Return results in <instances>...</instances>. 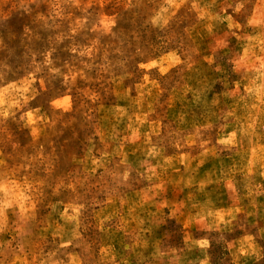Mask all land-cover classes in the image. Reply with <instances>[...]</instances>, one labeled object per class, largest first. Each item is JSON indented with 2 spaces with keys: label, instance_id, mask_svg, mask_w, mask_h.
<instances>
[{
  "label": "clouds",
  "instance_id": "obj_1",
  "mask_svg": "<svg viewBox=\"0 0 264 264\" xmlns=\"http://www.w3.org/2000/svg\"><path fill=\"white\" fill-rule=\"evenodd\" d=\"M17 7L24 9L32 25H24L19 34L5 31ZM125 10L141 11L142 27L162 37L160 53L171 51L177 59L169 71L161 66L160 54L137 49L145 63L135 68L139 86L130 87L138 95L127 90L117 93L127 103L108 109L114 122L104 126L95 119L100 94L77 89L74 75L91 79L88 72L96 66L99 42L117 35ZM105 12L112 13L107 29L99 23ZM40 32L49 33V46L33 49ZM81 33L86 42L68 49L74 54L72 61L57 63V45ZM119 67L124 69L123 61ZM145 68L150 69L147 81ZM111 70L105 55L101 71ZM123 75L134 73L125 69ZM57 77L60 85L53 88ZM233 83L236 87H231ZM169 91L184 103L171 119L153 120L154 105L167 104L160 101ZM78 117L92 125L90 143L99 137V159L94 160L89 150L93 167L83 179L56 176L49 183L48 177L55 173L54 152L50 144L47 151L44 146L48 135ZM13 126L27 133L23 142ZM132 129L137 131L130 136ZM253 137L264 140V0H20L18 4L0 0V234L11 236L0 239V264H23V257L33 252L30 264H126L113 257L107 242L98 252L91 243L79 253L67 247L81 234L75 221L85 203L79 202L78 194L73 199L76 213L71 218L61 214L66 224L74 226L69 232L55 231L61 242L45 257L41 258L34 237L26 234V223L36 221V207L45 193L54 197L64 189L75 192L74 185H83L96 167H103L117 185L147 182L137 193L138 211L127 213L118 226L134 233L135 243L129 242L126 251L137 255V264H264V227H257L255 236L248 233L237 223L234 205L231 212L218 215L220 202L214 193L227 187L231 194L238 173L246 181L244 198L264 193V187L252 183L257 174L264 177V148L254 161L259 168L221 164L203 175L198 171L209 159L245 152V141L251 143ZM129 143L144 157L135 167L123 152ZM36 168L42 173L39 177L34 175ZM49 207L56 209L55 204ZM152 207L155 211H148ZM166 221L174 228L157 242L151 233Z\"/></svg>",
  "mask_w": 264,
  "mask_h": 264
},
{
  "label": "rangeland",
  "instance_id": "obj_2",
  "mask_svg": "<svg viewBox=\"0 0 264 264\" xmlns=\"http://www.w3.org/2000/svg\"><path fill=\"white\" fill-rule=\"evenodd\" d=\"M17 4L20 0H14ZM147 6V5H146ZM5 12L8 11L6 7ZM91 11V9H90ZM78 21L79 11L73 13ZM112 13L105 12L101 17L99 23L104 29L111 26ZM70 22V21H69ZM65 26H67V23ZM30 23V17L24 12L22 7L13 9L9 15V18L5 24V31H14L17 34L23 31L24 25ZM118 30L115 37H105L99 42V50L97 58L93 61L96 65L89 72L90 80H84L74 75L76 80V88L84 89L85 91L98 92L100 94V101L96 107L100 109L96 113L95 119L102 123L104 126H108L111 117L108 115L107 110L115 107H123L127 103L126 98L122 95L117 96V93H123L127 90L129 95H138L131 85L135 84L139 86L137 77L139 73L135 72V68L138 64L145 63L137 56V49L140 51H147L152 54H160L161 60H164L162 67H168L171 71L173 62L177 59L171 51L167 53H160L162 47L160 41L162 37L159 33L153 32L145 27H142V12L139 10L128 11L125 10L121 13L120 20L118 21ZM49 33L40 32V39L33 41V49L43 50L49 46ZM86 42L85 35L83 33L78 34L72 40H65L60 45H57L55 55L57 63H65L72 61L73 55L68 51L73 43L83 44ZM202 43H206L203 41ZM231 43L235 44V38H231ZM238 47V45H236ZM155 50V51H154ZM19 54V50H18ZM107 55L108 60L111 62V72L101 71V65L103 64L104 56ZM183 59V57H180ZM124 62V69L119 67V62ZM152 63L157 61L153 59ZM127 70L134 75L124 76V70ZM148 71L150 69H144V79H149ZM98 77H101L98 79ZM173 74V80L175 79ZM238 79V77H233ZM60 85V78L57 77L52 82L53 88ZM231 87H236L235 83ZM246 87V85L244 86ZM63 102V98H61ZM167 100L168 103L163 107L154 105L156 108L155 113L152 115V119L156 120L161 117L171 119L175 112L182 106L183 101L177 99L169 91L160 101ZM195 111V109H194ZM140 116V113L136 114ZM105 117H108L105 119ZM67 119V118H66ZM164 119H160V123L163 124ZM125 125V121L121 120V127ZM136 129H132L129 135L131 136ZM13 132L16 138L23 142L27 138L26 132H21L13 126ZM92 125L82 118H77L71 123H67L66 126L59 127L57 131L49 133L48 141L45 143V149L48 150L49 144L51 150L54 152V173L55 176H49L48 181H51L56 177L66 178H80L83 179L88 169L93 167V160L88 159L89 150L94 160H98L99 156L97 149L102 147L99 137H96L89 142L88 137L91 135ZM95 145V147L93 146ZM111 145L109 149H111ZM246 151L242 153L224 154L219 159H209L198 170L201 175L207 172L210 168H217L221 164H231L236 167H243L245 164L252 167L259 168L258 164L254 161L259 156V149L264 148V140H258L253 137L251 143L245 141ZM124 155L127 157L130 166H137L140 161L144 160L143 155L135 148L134 144L123 145ZM81 160H86V164L79 163ZM114 161L109 162L108 167L111 168ZM154 164V161H153ZM34 175L41 176L40 168H36ZM246 183L241 174H237V184L234 186V190L229 194L227 187L221 189H214L216 198L220 202V207L217 209L218 215H223L225 211L231 212L233 205L236 209V221L238 224L244 225L248 233L255 236L257 227H264V193L259 196L244 198L242 193L247 191L244 187ZM253 184H259L264 187V177L257 174L252 181ZM27 187V185L25 186ZM75 192L71 189H64L58 195L52 196L45 193L41 203L36 207V221H28L26 223V234L34 237V245L37 250L40 251L41 258L45 257L47 253L52 251L56 244L61 242V237L55 236L54 233L58 228H63L65 232H69L74 226L73 223H65L61 214L67 215L69 218L76 213V205L73 202L75 196H79V202L85 203V208L82 213L76 216L75 223L79 224L78 231L80 236L77 237L73 244L67 245L69 249H72L75 253H79L83 250L85 244L91 243L95 251H99L101 247H105L106 243H110L114 249V258H123L126 264H137V255L129 254L126 249L129 242L135 243L132 239L134 233L129 230L125 231L122 228H118L123 220L127 219V213L131 212L135 214L138 209L135 207V203L138 199L137 193L147 187V182L141 184H131L127 187L117 185L115 181L105 172L103 167H96L95 171L88 175L87 181L81 186H75ZM20 195L23 196V189H20ZM112 196V200L109 201V196ZM170 195V194H169ZM127 199H123V198ZM239 198V202H237ZM35 203V201L33 202ZM50 204H55L56 209L53 210L49 207ZM71 205V206H70ZM148 211H155L152 207ZM164 212L167 213L168 209L165 208ZM174 228V224L171 221H166L164 224L155 227L151 236L153 239L159 240L170 232ZM147 235V234H146ZM0 239L10 240L11 236L8 233L0 234ZM19 239V238H18ZM258 244L260 240L256 241ZM15 243V241L13 242ZM264 246V245H262ZM35 258V252L31 256L25 255L23 257V264H30V261ZM55 259V257H54Z\"/></svg>",
  "mask_w": 264,
  "mask_h": 264
}]
</instances>
